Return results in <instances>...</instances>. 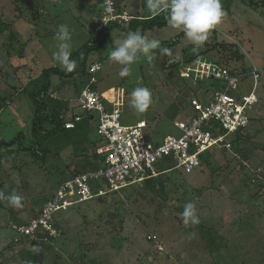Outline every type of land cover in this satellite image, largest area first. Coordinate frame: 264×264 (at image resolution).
<instances>
[{
	"label": "rangeland",
	"instance_id": "1",
	"mask_svg": "<svg viewBox=\"0 0 264 264\" xmlns=\"http://www.w3.org/2000/svg\"><path fill=\"white\" fill-rule=\"evenodd\" d=\"M221 2L225 16L210 31L202 50L212 43L216 48L206 51L202 58L245 75L242 85L247 88L252 81L247 75L252 65L264 74V6L259 0L255 6L247 0ZM16 4L19 17L9 0H0V17L11 25L0 33V95L9 102L0 111V141L12 140L22 132L25 145L32 138L34 116L29 91L40 88L44 68L54 63L62 68L52 58L60 43L56 39L58 26H68L73 53L91 38L99 11L96 0H16ZM117 5L118 10H126L133 17L151 15L146 0H125ZM181 32L167 23L146 31L149 39L160 40L154 60L149 63L141 56L131 66V75L121 77L123 66L108 57L115 47L113 40L123 39L127 33L115 27L104 45L89 55L87 73L98 65L91 77L80 73L81 65L76 61L78 73L50 76L47 94L67 99L72 113L84 116L76 100L77 91L89 87L102 95L107 111L119 112L122 125L145 122L150 142L178 135L174 123L184 121L193 111L194 100L205 101L217 88L212 85L208 92L200 89L194 93L188 78L181 75L188 64L180 69L171 66L177 58L185 60L196 54H184L185 48L190 50L194 45L185 34L179 35ZM10 34L26 44L21 55L8 49L10 42L19 45L9 39ZM173 40L174 46L168 47ZM221 43L228 47L222 49ZM234 46L243 54L242 59L231 57ZM164 48L170 54L163 52ZM92 78L93 83L89 81ZM137 86L149 88L153 96V103L143 114L131 105V93ZM257 92L260 100L243 131L246 139L229 149L208 150L209 164L202 163L190 172L174 169L160 174L164 192L153 181L154 189L145 183L129 186L102 196L104 201L94 197L58 211L54 222L66 233L50 251L34 252L44 264H264V76ZM96 119H81L76 132L60 131L50 138V151L44 158L36 159L20 150L12 154L1 150L0 190L6 196L15 191L23 200L21 207L9 205L6 199L0 201V264H19L20 245L4 248L13 234L9 226L12 220L26 221L33 216L40 208L36 204L51 197L59 183L76 174L77 162L91 157L102 143ZM227 139L233 140L234 135ZM11 148L16 150V145ZM187 202L195 204L200 219L198 225L188 228L180 216ZM209 236L214 238L213 251L205 242Z\"/></svg>",
	"mask_w": 264,
	"mask_h": 264
},
{
	"label": "built area",
	"instance_id": "2",
	"mask_svg": "<svg viewBox=\"0 0 264 264\" xmlns=\"http://www.w3.org/2000/svg\"><path fill=\"white\" fill-rule=\"evenodd\" d=\"M96 1L99 11V15L94 17L98 23L93 26L96 31L108 24L124 26L133 17L126 10H118L117 0H111V13L106 10V0ZM97 66H91L88 73L91 74ZM250 69L247 75L252 81L249 87L244 88L245 75L232 73L217 62L197 59L188 64L181 70L182 77H192L194 83L212 78L220 81L222 87L210 91L205 101L194 100L193 111L184 121L174 123L179 130L178 135H166L154 143L147 139L145 122L122 125L119 112L107 111L99 92L89 87L81 89L76 97L77 103L84 115L97 118V130L103 140L95 149L99 165L61 182L52 198L26 223H10L13 241H18L20 236L41 241L54 239L58 236L54 222L58 211L129 186L142 185L147 179L169 170L190 172L202 164L204 152L231 148L227 137L236 132L243 133L249 123L250 112L259 100L257 87L262 69L253 65ZM89 81L93 83L94 79ZM79 118L75 115L74 121ZM64 125L72 128L74 122L66 121ZM159 167H163L162 170Z\"/></svg>",
	"mask_w": 264,
	"mask_h": 264
},
{
	"label": "trees",
	"instance_id": "3",
	"mask_svg": "<svg viewBox=\"0 0 264 264\" xmlns=\"http://www.w3.org/2000/svg\"><path fill=\"white\" fill-rule=\"evenodd\" d=\"M117 1L124 2L125 0H117ZM259 1L264 6V0H259ZM9 2L12 5L15 16L19 17L21 15V12H20L19 7L16 4V0H9ZM247 2L254 6L258 5V3H256V0H247ZM227 10H228V5H227ZM35 14L36 12L34 13V15ZM165 16H166V13L164 12L156 16H152V15L136 16V17L131 18V20H129V22L125 24V26H119L117 24H108L107 26H105L104 28L98 31H95L93 29L91 30V34H92L91 38L89 37V39L86 42H84L78 48L77 51H73V53H71V58L76 60L81 65L80 73L82 75H84L85 77H91V74H88L86 70L89 55L92 52L99 50L104 45L105 40L107 39L110 31L113 28L120 27L126 33H128L129 31H136V32H140L142 35H145L146 31H148L149 29H152L154 27H158V28L164 27L167 23ZM10 26L11 25L8 22L4 21L0 17V33H2L4 29L6 28L8 29ZM182 34H184L183 31L179 35H182ZM15 38H16L15 34L9 35L10 40H15ZM15 42H19V45L14 46L13 44L11 45V42H10L9 44L10 48L8 47V49L10 50L11 53H19V55H21L23 53V50L26 44L24 42L23 43L20 42L19 40H15ZM175 42L176 40L170 41L169 44H167V46L172 47L174 46ZM220 47H222V49H226L228 45L226 44L224 45L223 43H221ZM192 48L190 50L188 48L187 49L185 48L183 50L184 54L186 55L189 53H194L191 51ZM214 48H216V43H212L209 49H214ZM234 48L236 50L232 53L231 57H234L236 59H242L243 54L239 53V49L237 47L234 46ZM209 49L202 50V47H201L197 52H195L196 54L189 56L188 59H185V60L178 59L176 61H173L171 66L176 69H180L181 67L187 64L194 63L197 59H203L202 55ZM224 66L226 65L224 64ZM229 71L232 73L234 72V70H229ZM78 72H79V69L77 67L72 72H66L58 66H51V67H47L43 69L42 74H43L44 79H43V82L40 88L38 90L29 91V96L31 98L33 109H34V114H33L34 116L32 119V126H31V137L32 138L29 140L28 144L24 145L23 144V140L25 137L24 133L19 132L17 133L15 138H13L12 140L0 141V168L2 165L1 163H2V158H3V153L1 152L2 149H5L7 151L6 154L7 153L12 154L13 152L15 151L18 152L20 150V151H24L28 153L31 157H35L36 159L41 158L42 156H43L42 158H44L46 153L50 151L49 145H48L49 142H51L50 138L54 139L57 136V134H59L60 131H65V132L69 131L70 134L74 133L77 131L76 129L80 127L79 125L80 121L84 119L88 120L90 118V116L84 115V116H80L79 120L74 121L75 114L72 113V106L69 105V101L67 99H61L51 94L49 95L47 94L50 88V80H49L50 76H52L53 74H56L58 76H72ZM263 76L264 74L262 72V74L259 77V83ZM182 78L185 79L184 77ZM186 81L189 82L188 83L190 85L189 87L193 90L194 93L196 92L198 93L200 89H204L205 91H208L209 89L213 88V87H209L212 85H216L217 88L222 87V83L220 81L214 80L212 78L204 79L202 81L200 80L194 83L192 82V77H190ZM22 90L24 89H20V91ZM79 91L80 90L77 91V94ZM8 104L9 102L5 101L0 95V111L4 108V106ZM250 120H249V123H250ZM66 121H73L74 126L72 128H66L64 125ZM246 138H247V135L241 132H236L234 134V139L231 140V144L236 145L240 141ZM45 142L47 143L44 144ZM14 145H16V150H14V148H11ZM206 152L202 154L201 160H202V163L209 164L210 161L207 155H205ZM97 165L99 164H98L97 155L95 153L89 158L84 156V160L82 163L80 161L77 162V165L75 166V172L76 171L77 173L84 172L85 170L96 168ZM159 168L160 170H162L163 167H159ZM159 177L160 176L147 179L144 183L147 184V186H149L151 189H154L153 186H151L152 185L151 183L153 181L157 182L159 190L161 192H164V185L159 180ZM0 184H2L1 181H0ZM59 184L57 185V187L59 186ZM57 187L55 188V190L57 189ZM54 192L51 194V197H48L47 199L43 200L42 203L36 204V206H39L41 208L46 202H48L52 198V196L54 195ZM111 193H108V194H111ZM102 198L103 197H98L100 201H104ZM40 208L33 216L38 214ZM14 219L16 220H12L13 221L12 223L20 224V223L27 222V220L19 221L18 218H14ZM55 226L58 228V236L54 239L50 238L48 241H41V239L36 240V239L30 238L29 236H20L18 238V241L14 242L13 241L14 234H12L10 242L6 246H4V248L10 247V245H20V249L18 250L19 264H44V262L34 252V249L40 250L41 252H43L42 254H44V252L50 251L49 248H51V245L55 244V242H57V240L66 233L64 230L61 229V226L58 223L57 224L55 223ZM10 229L12 230L11 227ZM205 242H206L208 249L210 251H213L211 247L214 245V238L209 236L208 238L205 239ZM1 252H3V250H0V255H1Z\"/></svg>",
	"mask_w": 264,
	"mask_h": 264
},
{
	"label": "clouds",
	"instance_id": "4",
	"mask_svg": "<svg viewBox=\"0 0 264 264\" xmlns=\"http://www.w3.org/2000/svg\"><path fill=\"white\" fill-rule=\"evenodd\" d=\"M146 7L152 16L162 12L166 13L167 24L184 32L188 41L194 45L192 48L194 53L203 47L210 31L220 24L225 16L221 0H146ZM106 10L109 13L113 12L111 0H106ZM56 39L60 43L58 50L53 53V61L58 62L66 72L74 71L77 62L71 58V44L69 43L71 35L67 25L58 26ZM113 44L115 47L109 52L108 58L123 66L119 72L121 77L131 75V66L141 56L151 63L155 57L153 50L160 48V40L149 39L146 35L136 31H129L123 39L113 40ZM162 51L170 54L168 48ZM131 96V105L139 114L145 113L153 103L151 90L145 86L135 87ZM5 199L11 206H22L23 197L15 191L6 196L4 191L0 190V201ZM180 216L186 228L200 223L196 214V206L192 202H187L183 206Z\"/></svg>",
	"mask_w": 264,
	"mask_h": 264
},
{
	"label": "crops",
	"instance_id": "5",
	"mask_svg": "<svg viewBox=\"0 0 264 264\" xmlns=\"http://www.w3.org/2000/svg\"><path fill=\"white\" fill-rule=\"evenodd\" d=\"M125 8H126V7H125ZM259 100H260V99H259ZM255 106H256V105H255ZM254 108H255V107H254ZM254 108H253V109H254Z\"/></svg>",
	"mask_w": 264,
	"mask_h": 264
}]
</instances>
